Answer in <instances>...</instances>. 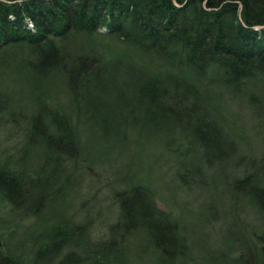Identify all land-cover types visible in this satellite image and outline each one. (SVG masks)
<instances>
[{"label":"trees","instance_id":"obj_1","mask_svg":"<svg viewBox=\"0 0 264 264\" xmlns=\"http://www.w3.org/2000/svg\"><path fill=\"white\" fill-rule=\"evenodd\" d=\"M13 76L37 93L36 107L23 110L27 140L45 134L67 145L72 139L77 152L64 153L68 159L80 155L82 134L78 120L62 106L67 95H77L78 103L93 100L100 105L112 98L109 90L118 86L130 88L129 96L161 109L162 120L173 114L182 121L184 130L197 139L204 163L211 166L224 161L222 155L229 153L228 139L233 136L225 118L221 122L217 117L223 114L216 98L225 89L252 85L259 95L253 101L264 116V0H0V121L22 120L13 117ZM56 86L63 93L48 94L47 88ZM246 170L236 187L264 221V187L255 172ZM12 181H4L7 192L1 189L0 194L15 211L12 193L18 187ZM127 186L115 194L119 219L110 230L135 218L129 211L135 213L137 207L127 204L142 187ZM144 190L154 212L167 219L169 215L157 209L154 195ZM32 211L26 209L20 221L30 219ZM70 222L66 230L77 232L76 241L68 238L63 222L36 236L29 257L15 253L12 244L3 245L0 239V264H126L109 259L101 248L88 253L106 240H91L88 221ZM141 226L156 248H169L167 228L157 230L146 220ZM171 230L180 233L178 224ZM256 238L252 255L255 264H264V234ZM49 244L55 250L44 263ZM121 244L123 251L126 241ZM236 257L245 258L242 251Z\"/></svg>","mask_w":264,"mask_h":264},{"label":"rangeland","instance_id":"obj_2","mask_svg":"<svg viewBox=\"0 0 264 264\" xmlns=\"http://www.w3.org/2000/svg\"><path fill=\"white\" fill-rule=\"evenodd\" d=\"M13 86V117L22 120L0 121V190L6 189L8 178L18 188L12 193L15 211L0 194L3 245L8 242L15 253L29 257L33 240L45 229L64 222L61 226L66 230V225L72 226L70 220L88 221L91 240L106 241L87 252L101 248L109 259L126 264H255L252 253L256 236L264 234V221L236 187V180L248 172L246 167L264 187V116L253 101L259 95L252 85L225 89L216 98L223 114L217 117L221 122L225 118L233 136L228 139L229 153L222 155L224 161L211 166L204 163L197 139L184 130L182 121L173 114L162 120L161 109L129 96L130 88L118 86L109 90L112 98L100 105L93 100L78 103L77 95H67L62 106L78 120L83 137L80 155L68 159L64 153L77 152L72 139L67 145L45 134L27 140L23 110L36 107L37 93L15 77ZM47 92L60 96L63 89L49 87ZM127 185L142 187L127 204L137 207L135 213L129 211L135 218L110 230L119 219L115 194ZM144 188L154 195L157 209L169 215L167 219L154 212ZM52 190L51 197L37 203ZM28 208L33 209L30 219L20 221ZM145 220L157 230L168 229L167 250L156 248L141 230ZM175 224L180 233L171 230ZM66 232L71 241L77 240L76 231ZM122 239L126 241L123 251ZM54 250L49 244L42 262H48ZM241 251L245 258L239 260Z\"/></svg>","mask_w":264,"mask_h":264},{"label":"water","instance_id":"obj_3","mask_svg":"<svg viewBox=\"0 0 264 264\" xmlns=\"http://www.w3.org/2000/svg\"><path fill=\"white\" fill-rule=\"evenodd\" d=\"M0 245H2L1 241H0Z\"/></svg>","mask_w":264,"mask_h":264}]
</instances>
